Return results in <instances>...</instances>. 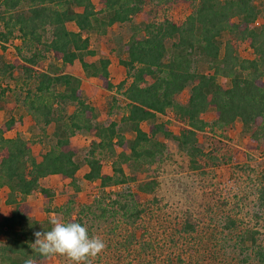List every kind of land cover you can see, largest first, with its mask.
<instances>
[{"label":"trees","instance_id":"1","mask_svg":"<svg viewBox=\"0 0 264 264\" xmlns=\"http://www.w3.org/2000/svg\"><path fill=\"white\" fill-rule=\"evenodd\" d=\"M97 2L0 0V49L5 52L15 40L20 41L13 47L16 55L12 62L0 55V80L23 79L25 85H34L20 101L32 121V137H6L14 126L13 118L0 126V190H6L5 204L14 206L9 216L0 219V234L6 237L0 242V264H24L28 258L33 264H45L52 258L42 257L31 248L34 233L50 230L52 225L48 220H36L37 208L26 201L33 192L52 197L51 190L40 184L46 177L59 175L69 180L75 191L80 178L89 186H122L118 194L102 191L99 199H89L85 204L68 196L53 211L64 221L84 225L89 215L123 219L128 225L142 222L150 205H163L158 180L165 171L167 146L163 140L174 142L185 153L193 172L205 173V169L223 165L241 170L244 166L239 149L232 146L236 133L245 140L243 155L264 157V0L259 6L254 0ZM182 5L190 13L183 20L173 19L171 11ZM148 7L153 13L151 21L130 26L126 37L111 39L116 45L110 50L114 64L124 75L117 89L126 100V115L122 125L101 126L95 122L93 106L81 98V82L95 78L105 90H112L113 62L90 60L95 55L90 35L109 39L115 25H126ZM202 64L211 72H201ZM219 77L228 79L230 86L223 87ZM6 89H0V104L11 111L16 102L7 99ZM186 89L188 94L183 99ZM63 106L74 109L65 116L61 114ZM169 114L178 124L177 133L170 129V120L157 121L158 116ZM51 124L54 129L47 134ZM76 132L94 138L82 155L71 143ZM125 133L133 137L127 138ZM44 138L49 148L36 158L32 147ZM199 138L210 140L213 146L208 152ZM103 158L111 161L110 174L103 173ZM143 194L152 200L141 202ZM106 199L109 202L103 207ZM219 201L218 206L226 205ZM263 202L264 191L257 207H264ZM237 203L232 207L236 212L242 210ZM213 207L207 205L206 210ZM230 212L224 224L231 231L228 241L237 243L234 248L239 253L235 256L246 255V264H264L259 231ZM180 220L181 236L198 232L190 212ZM128 242L116 240L112 244L124 248ZM126 245L128 249L121 256L133 255L134 249ZM115 249L120 253V248ZM177 261L190 264L181 258Z\"/></svg>","mask_w":264,"mask_h":264},{"label":"rangeland","instance_id":"2","mask_svg":"<svg viewBox=\"0 0 264 264\" xmlns=\"http://www.w3.org/2000/svg\"><path fill=\"white\" fill-rule=\"evenodd\" d=\"M260 2L261 0H254V3L258 6ZM94 3L95 5L98 4L97 0H94ZM190 11L189 8L182 5L171 11V16L173 19L180 21ZM152 19L153 13L148 7L143 9L139 15L126 25H115L109 33V39L99 40L96 39L95 35H90V48L95 51V55L90 60L109 59L113 62L110 78L114 85L112 90H105L101 81L95 78L83 79L81 82V98L93 106L97 124L101 126H108L111 123L122 125L123 117L126 115V100L117 89V85L124 79V75L121 69L114 64L115 57L110 50H113L116 45L111 43V39L122 35L126 37L130 26L142 25ZM72 27L74 30L76 29L74 25ZM225 38L226 34H223L222 40ZM18 44H20V41L15 40L13 45L11 43L5 52L0 49V55L4 61L9 63L13 61L16 55L13 47ZM49 61H51L50 57ZM55 63L60 64V62ZM199 70L204 73L211 72L205 64L200 65ZM15 73L16 75L19 74L17 71ZM1 80L0 89L7 87V99L16 102V106L10 111L0 104V126L13 118L15 121L14 126L5 136L10 138L22 136L30 139L32 137V121L20 101L26 95L27 89H32L34 85L32 83L25 85L23 79L1 78ZM218 82L225 88L230 86V81L226 78L219 77ZM187 94L188 89L184 91L182 98L185 99ZM54 107H57V103L54 104ZM73 109V106L67 109H64L63 106L61 114L67 116ZM166 120H170V129L177 133L178 124L172 120L170 114L158 116L157 121L163 122ZM142 127L144 130L147 129L145 125ZM53 129L54 125L51 124L47 129V134H50ZM125 136L129 138L133 137V134L125 133ZM199 139L204 145V151L208 152L213 146L210 140ZM92 140H94L93 136L81 132H76L71 137L72 145L80 149L81 155L88 151V146H90ZM163 143L167 146L164 163L165 171L158 177L160 181L159 193L163 197V205H150V212L143 216L142 222H133L128 225L124 224L123 219L119 221V219H113L110 216L100 218L89 215L88 220L85 221L89 234L101 237L106 244L105 249L98 256L91 259V264H177L179 262L177 260L180 258L190 264H246L243 260L246 255L244 257L243 255L235 256V253H239L234 248L237 243H234L235 240L228 241L227 234L229 235L231 231L226 229L224 223L229 213H231L230 211L233 210L232 215L238 214L237 219L240 218V221L248 222L250 227H254L259 231L258 243L264 246V207H257L264 191V157L260 154L252 155V157H249L248 154L243 155L244 149L242 148L245 145V140L236 133L232 146L239 149L238 157L244 166L241 170L231 165H223L213 169H205V173L193 172L188 167V157L178 149L174 142L163 140ZM48 145L47 138L33 145L34 156L39 158L40 154L49 148ZM102 165L103 173L110 174L111 161L103 158ZM85 171H87V168ZM77 183L79 189L75 191L70 186L69 180H64L59 175L49 176L41 180V186L50 189L53 195L49 199L44 198L40 192H33L27 196L26 201L37 208L34 218L40 222L50 221L53 218L64 221L62 215L56 214L53 208L63 205L68 196L73 195L79 204H85L89 199H99L102 191L105 194H118L123 190V187L118 185L101 188L93 183L89 186L83 178H80ZM5 192V189L0 190V219L9 216L14 208V206L5 204ZM111 198H115V195ZM141 198V202L146 199L152 200L150 195L143 194ZM218 199L219 202L226 205L224 207L218 206ZM108 202L109 199H106L102 206H106ZM236 202L241 205V211L236 212L232 208ZM207 205H214V207L211 211L210 209L206 210ZM186 212H190L195 217L198 232L181 236L179 233L181 224L179 223L182 215ZM72 218L74 219L75 215H72ZM256 223L258 225H255ZM223 236H225V241ZM141 237L143 243L140 242ZM5 240L6 237L0 234V242ZM116 240L120 242L129 241L130 243L126 244L130 245L129 248L134 249V254L129 256V254L124 253L121 256L124 250L128 248H125L127 245H123V243L124 248L119 247L120 244L113 246L112 243ZM115 248H120V253ZM144 248H146L145 253ZM233 248L236 250H232ZM45 264H70V262L66 257L57 255L52 256ZM180 264H183V262Z\"/></svg>","mask_w":264,"mask_h":264},{"label":"clouds","instance_id":"3","mask_svg":"<svg viewBox=\"0 0 264 264\" xmlns=\"http://www.w3.org/2000/svg\"><path fill=\"white\" fill-rule=\"evenodd\" d=\"M50 230L35 232L36 237L31 248L42 257L63 256L70 264H91L106 247L104 240L90 235L88 227L78 221H61L53 218L49 221ZM24 264H33L28 258Z\"/></svg>","mask_w":264,"mask_h":264}]
</instances>
